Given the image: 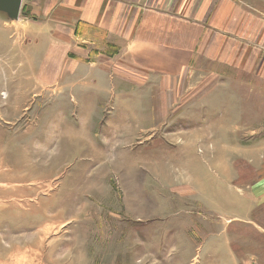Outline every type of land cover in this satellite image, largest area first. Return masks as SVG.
I'll return each instance as SVG.
<instances>
[{"label":"rangeland","instance_id":"1","mask_svg":"<svg viewBox=\"0 0 264 264\" xmlns=\"http://www.w3.org/2000/svg\"><path fill=\"white\" fill-rule=\"evenodd\" d=\"M229 1L227 57L181 81L0 13V264L264 260V0Z\"/></svg>","mask_w":264,"mask_h":264},{"label":"crops","instance_id":"2","mask_svg":"<svg viewBox=\"0 0 264 264\" xmlns=\"http://www.w3.org/2000/svg\"><path fill=\"white\" fill-rule=\"evenodd\" d=\"M228 1L22 0L21 10L28 17L18 22L26 24L36 39L58 42L50 48L58 49L60 54L68 55L72 39L90 41L92 46L106 41L116 45L117 51L112 48L108 55L122 59L116 62L123 66L121 71L131 66L138 68V73L181 81L196 70L200 59L217 65L220 56L227 57L220 51L222 45L226 47L227 25L237 26L236 17L240 15ZM4 25L0 17V36ZM238 37L242 36L235 35V47ZM83 48H76V52H85ZM260 191L250 193L255 206L264 203V193ZM252 208L253 205L248 211ZM244 216L248 217L242 208L235 217L243 221ZM229 263L264 264V260L254 252L252 243L250 259Z\"/></svg>","mask_w":264,"mask_h":264},{"label":"water","instance_id":"3","mask_svg":"<svg viewBox=\"0 0 264 264\" xmlns=\"http://www.w3.org/2000/svg\"><path fill=\"white\" fill-rule=\"evenodd\" d=\"M22 8V0H0V13L11 21H17Z\"/></svg>","mask_w":264,"mask_h":264}]
</instances>
